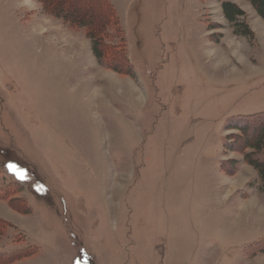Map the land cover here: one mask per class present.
<instances>
[{
    "label": "rangeland",
    "instance_id": "obj_1",
    "mask_svg": "<svg viewBox=\"0 0 264 264\" xmlns=\"http://www.w3.org/2000/svg\"><path fill=\"white\" fill-rule=\"evenodd\" d=\"M110 1L135 78L100 65L86 31L39 0H0V255L264 264V187L223 147L239 134L229 119L264 113V20L245 0ZM222 2L246 13L253 40Z\"/></svg>",
    "mask_w": 264,
    "mask_h": 264
},
{
    "label": "trees",
    "instance_id": "obj_2",
    "mask_svg": "<svg viewBox=\"0 0 264 264\" xmlns=\"http://www.w3.org/2000/svg\"><path fill=\"white\" fill-rule=\"evenodd\" d=\"M51 16L86 31L92 43L93 55L98 63L114 72L126 74L135 78L134 67L128 57L123 30L117 11L110 0H39ZM222 1V0H218ZM256 10L264 20V0H245ZM225 19L233 28L235 36L253 40L255 35L247 25L246 13L234 3L222 2ZM113 32V34H112ZM114 38L120 39L118 44ZM115 39V40H116ZM226 131H237L224 139V154L239 152L245 164L253 167L258 173L264 187V113L251 116H237L229 119L225 125ZM239 163L234 160L223 161L220 168L229 175H234ZM1 198V196H0ZM10 206L17 212L28 214L25 202L10 200ZM10 224L0 220V235ZM258 251L264 253V247L259 244ZM35 250L18 251L10 256L0 255V264L13 263L30 257ZM256 254V253H255Z\"/></svg>",
    "mask_w": 264,
    "mask_h": 264
},
{
    "label": "snow or ice",
    "instance_id": "obj_3",
    "mask_svg": "<svg viewBox=\"0 0 264 264\" xmlns=\"http://www.w3.org/2000/svg\"><path fill=\"white\" fill-rule=\"evenodd\" d=\"M9 167H10V169L15 170V166H14V165H10ZM19 178H20L21 180H23V179H25V176H24V175H20Z\"/></svg>",
    "mask_w": 264,
    "mask_h": 264
}]
</instances>
